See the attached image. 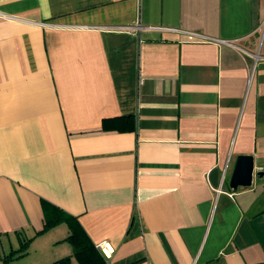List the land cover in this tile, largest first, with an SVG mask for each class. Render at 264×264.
I'll list each match as a JSON object with an SVG mask.
<instances>
[{"label": "crops", "instance_id": "obj_1", "mask_svg": "<svg viewBox=\"0 0 264 264\" xmlns=\"http://www.w3.org/2000/svg\"><path fill=\"white\" fill-rule=\"evenodd\" d=\"M239 154L264 169V0H0V264H81L44 206L105 264H264Z\"/></svg>", "mask_w": 264, "mask_h": 264}, {"label": "trees", "instance_id": "obj_2", "mask_svg": "<svg viewBox=\"0 0 264 264\" xmlns=\"http://www.w3.org/2000/svg\"><path fill=\"white\" fill-rule=\"evenodd\" d=\"M44 223L42 230H46L58 223L65 222L69 229V234L66 240L73 245L74 256L78 259L81 264H105L104 259L96 250L94 244L90 241L85 231L77 221V219L56 208L54 206L43 207ZM28 239H23L20 247L9 253L7 258L2 260V264H6L8 259L23 255L27 252ZM70 257H64L53 264H71Z\"/></svg>", "mask_w": 264, "mask_h": 264}, {"label": "water", "instance_id": "obj_3", "mask_svg": "<svg viewBox=\"0 0 264 264\" xmlns=\"http://www.w3.org/2000/svg\"><path fill=\"white\" fill-rule=\"evenodd\" d=\"M254 176L264 177V169L255 170V162L252 155L239 154L234 160L229 187L232 190H236L240 186H250Z\"/></svg>", "mask_w": 264, "mask_h": 264}, {"label": "built area", "instance_id": "obj_4", "mask_svg": "<svg viewBox=\"0 0 264 264\" xmlns=\"http://www.w3.org/2000/svg\"><path fill=\"white\" fill-rule=\"evenodd\" d=\"M96 247L101 251V253L106 257L109 258L113 249L111 245L106 241H101L96 244Z\"/></svg>", "mask_w": 264, "mask_h": 264}, {"label": "rangeland", "instance_id": "obj_5", "mask_svg": "<svg viewBox=\"0 0 264 264\" xmlns=\"http://www.w3.org/2000/svg\"><path fill=\"white\" fill-rule=\"evenodd\" d=\"M59 228H60L61 230H66V228H65L64 225L60 226ZM59 235H60V233H59ZM59 235H58V236H59Z\"/></svg>", "mask_w": 264, "mask_h": 264}]
</instances>
